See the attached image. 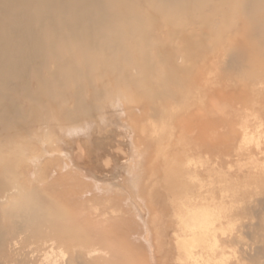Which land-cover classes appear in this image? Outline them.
Returning <instances> with one entry per match:
<instances>
[{"label":"bare ground","instance_id":"6f19581e","mask_svg":"<svg viewBox=\"0 0 264 264\" xmlns=\"http://www.w3.org/2000/svg\"><path fill=\"white\" fill-rule=\"evenodd\" d=\"M216 21L234 30L220 48L230 66H242L257 51L233 43L237 35L264 49V0H0V264H122L110 236L102 237L97 228L107 223L105 214L99 215L87 198L91 194L96 200L98 189L78 185L77 180L93 177L81 144L75 143L71 157L81 162L74 166L60 159L69 156L55 143L81 121L85 130L94 126L84 120H92L101 112L99 103L114 96L125 100L120 111L131 127L129 105L138 99L183 103L191 86L183 73L217 61L198 63L191 37L200 30L203 37L222 38L221 28L213 30ZM164 37L182 44L162 43ZM178 52L184 66L178 64ZM220 99L219 92L207 95L208 116L222 113ZM152 109L158 115L164 111L161 104ZM189 111L177 121L178 133L189 136L187 141L207 139L208 119L201 124L202 112ZM100 144L94 138L97 148ZM126 174L139 194L135 175ZM85 215L92 218L85 221ZM153 215L147 223L156 254L161 227ZM194 216L183 221L190 231L209 222ZM192 241L183 246L185 260L179 254L181 264H200ZM68 252L75 256L67 258Z\"/></svg>","mask_w":264,"mask_h":264},{"label":"rangeland","instance_id":"374dc122","mask_svg":"<svg viewBox=\"0 0 264 264\" xmlns=\"http://www.w3.org/2000/svg\"><path fill=\"white\" fill-rule=\"evenodd\" d=\"M220 28L222 38L203 37L200 30L194 31L191 37V42L197 45L191 53L200 58L198 63L203 64L208 58L217 61L183 73L191 81L183 103L171 99L163 102L138 99L129 105L134 123L131 127L124 111H120L124 110L125 100L114 96L113 104L100 102L101 112L90 121L84 120L94 122V126L85 130L86 123L81 121L70 126L55 143L69 156L60 159L74 166L81 162L72 160L75 143L81 144L82 160L93 177L77 180L78 185L98 189L96 200L91 194L87 198L99 215L105 214L107 223L97 228L102 237L110 236L122 264H181L179 254L185 260L183 246L192 240L193 254L200 264H264V49L259 51L256 43L241 40L237 35L233 43L257 51L242 66H230L227 53L220 52V48L229 43L227 37L234 30L216 21L213 30L220 32ZM161 40L162 43L172 41L174 47L182 44L180 39L170 41L164 37ZM176 57L178 64L184 66L182 52ZM186 64L191 69L192 64ZM157 71L163 75L162 70ZM213 92L220 93L225 108L220 114L208 116L209 109H204L208 108L206 97ZM114 104L121 105V109H114ZM159 104L164 111L158 115L152 108ZM189 104L191 108L187 109ZM192 110L202 112L201 124L208 119L204 125L210 126L207 133L210 135H206L207 139L201 138L203 141L198 139L201 141L198 146L197 137L196 142H192V137L187 141L189 136L185 138L178 133L180 122L177 121ZM94 138L100 139L103 145L97 148ZM126 171L135 175L139 194L132 180L128 182ZM114 206L118 209L114 210ZM195 210L209 222L190 231L184 224L192 216L198 217ZM149 215L160 220V250L156 254L152 226L147 223ZM129 217L131 220H126ZM82 218L88 221L92 217ZM88 226L85 224L84 228ZM72 256L74 253H66L67 258Z\"/></svg>","mask_w":264,"mask_h":264}]
</instances>
